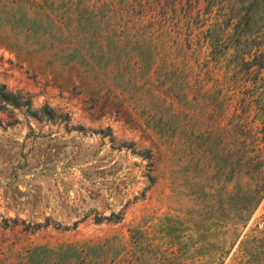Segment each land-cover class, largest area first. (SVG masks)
Wrapping results in <instances>:
<instances>
[{
    "label": "rangeland",
    "instance_id": "374dc122",
    "mask_svg": "<svg viewBox=\"0 0 264 264\" xmlns=\"http://www.w3.org/2000/svg\"><path fill=\"white\" fill-rule=\"evenodd\" d=\"M161 4L0 0V86L29 100L0 109V264H158L152 255H167L171 239L189 233L177 222L178 237L165 236L164 219L210 217L219 204L229 217L232 180L215 173L213 158L231 148L229 139L198 148L184 132L204 128L205 118L177 111L178 103L171 110L156 87L166 60H187L192 70L179 76L203 72V44L177 52L165 40L180 26L196 40L186 22L202 17L187 21L183 1ZM148 36L154 64L143 71L132 47ZM42 105L68 119L31 115L28 107ZM212 217L213 238L226 239L228 225ZM263 220L264 194L242 228L244 244L222 264H264Z\"/></svg>",
    "mask_w": 264,
    "mask_h": 264
},
{
    "label": "trees",
    "instance_id": "16d2710c",
    "mask_svg": "<svg viewBox=\"0 0 264 264\" xmlns=\"http://www.w3.org/2000/svg\"><path fill=\"white\" fill-rule=\"evenodd\" d=\"M182 1L187 6L182 9L187 21L191 17H202L194 24L186 22V27L198 29L200 36L194 40L187 28L177 27L173 34L167 33V48L180 52L190 48L193 42L200 43L208 50V58L197 64L200 65L198 71L203 72L193 78L178 75L185 69L192 70L186 64L187 60L164 61L166 64L158 69H164L166 73L155 77L156 80L163 78L156 87L168 100L171 110L178 103L177 111L179 108L192 109L205 118L204 128H186L184 132L197 140L198 148L205 142L207 148L208 141L221 135L229 139L231 148L226 153L213 154L215 173L221 174L225 170L226 180H232L229 217L225 219L226 215L221 214L219 204V209L210 217L171 222L164 219L160 231L165 236L178 237L177 233L183 229L175 227L177 222L186 224L185 230L189 233L184 232L183 241L171 239L175 249L167 255L161 253L157 259L154 253L152 257L158 264H190L195 259L202 264H222L236 242L238 247L244 244L246 233L242 234L245 238L239 239L242 228L264 194V0H163L161 8L167 3L170 6L179 4L182 8ZM147 39L135 42L132 47L138 58L135 63L143 71H148L154 64L149 49L150 36ZM154 39L158 36L152 33L151 40ZM165 40H161L163 46ZM20 103L27 106L29 100H21L19 95L4 91L0 86V109L6 104L16 106ZM28 109L37 118L68 119L67 115L57 113L47 105ZM118 146L133 150L131 143L120 142ZM136 153L142 159H150L148 150H136ZM212 215H217L228 225L226 239L213 238L217 225L212 222ZM101 219L95 217L94 221Z\"/></svg>",
    "mask_w": 264,
    "mask_h": 264
}]
</instances>
